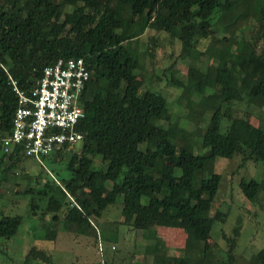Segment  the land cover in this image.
Masks as SVG:
<instances>
[{
    "label": "trees",
    "instance_id": "16d2710c",
    "mask_svg": "<svg viewBox=\"0 0 264 264\" xmlns=\"http://www.w3.org/2000/svg\"><path fill=\"white\" fill-rule=\"evenodd\" d=\"M248 0H0V186L25 155L12 147L2 149L17 107L12 80L30 91L45 66L60 58L82 57L90 78L80 97L84 117L79 151L61 150L42 157L44 174L22 193L29 196L31 215L39 214L45 238L55 240L58 230L97 235L98 220L112 205L120 204L126 223L156 238L155 228L182 229L193 248L169 255L164 245L148 250L155 264H236L231 239L226 258L215 259L209 243L213 224L225 213L210 215L221 175L217 159L238 157L263 164L260 180L242 178L239 188L251 201L264 190V51L257 42L229 38L208 51L219 65L200 69L191 65L182 87L186 106L196 109L200 148L194 151L193 134L181 127L160 92L142 89L138 79L139 54L124 43L147 29L163 31L181 44L180 57L191 54L194 39L215 32V14H225L230 24L240 2ZM264 5V0H260ZM257 38L264 44V17ZM210 90V93H206ZM197 94L200 99L190 96ZM260 110V123L250 120L247 108ZM165 121L166 125L161 122ZM99 156L103 166L96 165ZM27 157V156H26ZM58 163H64L61 175ZM47 166V167H46ZM20 190H18L19 192ZM23 218L2 215L0 238L9 239ZM48 222L44 224V222ZM61 226V227H59ZM33 259L46 254L32 247ZM44 257V258H43ZM264 264V247L249 260Z\"/></svg>",
    "mask_w": 264,
    "mask_h": 264
},
{
    "label": "rangeland",
    "instance_id": "374dc122",
    "mask_svg": "<svg viewBox=\"0 0 264 264\" xmlns=\"http://www.w3.org/2000/svg\"><path fill=\"white\" fill-rule=\"evenodd\" d=\"M260 4V0L240 2L233 24H230L227 15L215 14L212 20L216 29L214 34L208 38L196 36L194 49L183 58L179 56L180 42L163 31L147 29L137 39L124 43L139 54L142 68L138 79L142 83V89L148 88L166 97L168 107L179 125L193 134L197 143L194 151L197 153L205 154L208 151L200 148V138L196 134L197 127H205L206 124L195 122L196 109L192 112L189 110L186 99L182 96V87L173 84L171 80L175 78L186 83L191 65L200 69L208 65L218 66L219 61L208 49L222 47L221 40L226 37L233 42V51L235 40L240 37L256 41V50L264 51L263 42L257 38L264 17V5ZM210 92L206 91L207 94ZM190 97L195 101L200 99L197 94ZM234 108L237 111L247 108L251 113L252 123H260V110L253 105L248 106L242 101L234 103ZM262 122L264 123V117ZM161 123L166 125L165 121ZM80 147L81 144L77 143L74 150L79 151ZM32 161V168L36 167L37 174H44L42 167L47 162L42 159ZM94 161L96 165L103 166L99 156H95ZM63 164L58 163V168L61 169ZM214 170L221 175V181L210 215L217 211L225 213L223 222L213 224L209 239L215 259L226 258L230 240L233 239L236 264H250L251 257L264 247V190L251 201L239 188V182L242 178L260 180L263 176V164L258 162L255 165L253 161H249L241 166L237 156L232 159L219 158L214 164ZM60 174H66L65 170L61 169ZM19 200L12 207L11 201L5 197L0 199V218L2 215H20L23 218L14 236L9 239L0 238V264H155L153 256L148 253L154 244L164 245L169 255L183 253L184 248H193V242L182 229L155 228L156 238H147L142 230L135 229L124 221L120 204L109 206L98 220L93 218L96 236L59 229L55 240H48L45 238L44 220L39 214H30L29 196L23 195ZM44 224L48 225V222L45 221ZM32 247L43 251L48 260L30 257L28 254Z\"/></svg>",
    "mask_w": 264,
    "mask_h": 264
},
{
    "label": "built area",
    "instance_id": "2783aa9c",
    "mask_svg": "<svg viewBox=\"0 0 264 264\" xmlns=\"http://www.w3.org/2000/svg\"><path fill=\"white\" fill-rule=\"evenodd\" d=\"M90 71L82 57L60 58L43 68L33 88L25 92L12 80L17 107L11 120L10 133L2 149L12 147L35 160L61 150L75 149L82 143L78 124L84 117L80 104Z\"/></svg>",
    "mask_w": 264,
    "mask_h": 264
},
{
    "label": "crops",
    "instance_id": "0c3cea01",
    "mask_svg": "<svg viewBox=\"0 0 264 264\" xmlns=\"http://www.w3.org/2000/svg\"><path fill=\"white\" fill-rule=\"evenodd\" d=\"M32 159L26 156L21 157L13 165L12 171L8 174V179L0 186V199L5 197L11 201L12 207L20 202L19 198H23L25 195L22 191L27 189L28 185L31 186L37 176L36 167L35 169L32 168ZM18 190L20 191L18 192Z\"/></svg>",
    "mask_w": 264,
    "mask_h": 264
}]
</instances>
